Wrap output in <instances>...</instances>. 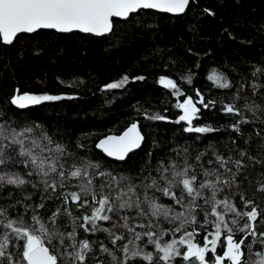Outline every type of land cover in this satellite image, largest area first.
<instances>
[{"label": "trees", "instance_id": "1", "mask_svg": "<svg viewBox=\"0 0 264 264\" xmlns=\"http://www.w3.org/2000/svg\"><path fill=\"white\" fill-rule=\"evenodd\" d=\"M213 73L222 76L221 82L230 86L218 87L209 79ZM125 76L128 81L122 87H106L119 83ZM161 78L172 80L183 95L178 96L174 89L161 85ZM253 84L261 87L256 90ZM15 90L17 96L72 98L42 101L21 109L11 103ZM197 92L211 104L208 108L197 104L201 111L193 125L215 131L188 133L184 130L185 122L176 123L181 115L177 104L188 97L197 101ZM224 105H235L240 115L226 113ZM249 106L257 108L255 113ZM260 109H264V0H189L183 15L140 10L127 20H114L112 32L103 37L39 30L18 35L11 45L0 43V124L5 128L32 127V135L37 138L46 133L52 139L50 147L60 144L65 148L61 163L66 170L81 161H90L98 163L100 171L128 175L140 183L150 172L156 174L159 161L175 160L182 166L187 159L199 171L201 164L217 167L207 163L214 160V151L239 159V152L246 150L257 159H264L259 148L264 144V111ZM157 115L164 119L148 118ZM241 119L248 123L240 124L239 133L233 131V125ZM134 122H138L144 137L139 150L123 161L110 160L96 150L95 144L102 137L118 135ZM201 153L205 155L197 160ZM245 163L248 179L241 175L238 184L226 191L235 194L234 203L239 202L242 194L264 209V193L257 191L264 181V166L247 158ZM10 167L37 187L33 188L32 183L23 189L6 186L0 191V204H15V209H10L15 215L50 196L43 201L45 207L37 210L47 223V217L61 206L62 198H57L61 190L45 192L40 176L25 175L28 169L23 164ZM69 208L75 216L87 211H77L72 204ZM31 216L29 208L24 217L28 223H32ZM198 219H203V212ZM62 222L64 230L71 231L69 218L62 217ZM139 222L146 221L141 218ZM257 224L264 231V224L259 220ZM163 227L172 225L165 222ZM196 230L199 237L206 235L199 228ZM208 230H212L211 226ZM80 235L96 242L91 264L98 261L110 264V257L98 250L100 241L112 249L106 234L91 235L80 230ZM260 239L258 236L257 240ZM251 240L250 237L246 243ZM22 243L15 240L9 243L7 252L13 254V261ZM260 249L259 243L253 246L254 252ZM112 250L121 256L119 251ZM3 264L12 262L5 259ZM176 264L183 261L178 258Z\"/></svg>", "mask_w": 264, "mask_h": 264}, {"label": "snow or ice", "instance_id": "2", "mask_svg": "<svg viewBox=\"0 0 264 264\" xmlns=\"http://www.w3.org/2000/svg\"><path fill=\"white\" fill-rule=\"evenodd\" d=\"M188 5L189 0H0V43L11 45L19 34L36 33L42 29L103 36L112 32L113 18L127 20L131 14L149 9L182 14ZM209 79L218 87L230 86L221 82L224 78L215 73ZM127 81L125 76L119 83L106 87L117 89ZM160 83L174 89V94L183 95L172 80L161 78ZM252 87L259 90L261 86L253 84ZM197 96L199 99L195 102L188 97L177 104L182 115L176 123L185 122L187 127L184 130L188 133L215 131L210 127L193 125V120L201 111L197 104L204 108L211 104L206 103L199 92ZM65 98L72 97L25 94L14 97L11 103L23 109L42 101ZM223 110L240 115L235 105H224ZM249 110L255 113L257 108L249 106ZM148 118L164 119L159 115ZM246 123L247 120L241 119L233 125V131L239 133L240 124ZM33 132L32 127L5 128L0 124V191L6 186L23 189L26 184L32 183L10 167L23 164L28 169L25 175L42 178L43 191L61 190L57 197L62 198L61 206L47 217L45 223L37 210L45 207L43 201L50 196L42 197L40 203L34 207L26 206L23 213L15 215L10 211L15 209V204H0V264L5 259L12 264H91L95 258L96 242L82 238L80 230L91 235H107L112 249L121 253L117 256L100 241L98 250L110 257V264H176L178 258L183 264H264V231H260L257 224L258 220L264 224V209L242 194L239 202L234 203L235 194L226 191L238 184L241 175L248 179L244 171L248 167L245 158L261 166H264V159H257L246 150L239 152V159L214 151V160L209 159L207 163L217 167L201 164L199 171L187 159L182 166L175 160L167 163L159 161L155 175L150 172L140 183H136L128 175L100 171V165L90 161H81L66 170L61 163L65 148L60 144L50 147L51 137L42 133L37 138L32 135ZM142 140L137 125L133 124L122 136H110L97 147L108 157L123 161L130 152L140 147ZM259 148L264 155V144ZM203 155H198L197 160ZM17 157L23 159L17 160ZM230 164L232 167H229ZM97 180L101 182L97 184ZM73 181L76 183L73 184ZM32 187L37 185L32 183ZM70 188L75 190H66ZM257 191L264 193V181L259 183ZM221 193L224 195L221 196ZM69 204L75 205L77 211H87L75 216ZM29 208L32 210V223L24 218ZM201 212L203 219H198ZM64 216L71 221V231L64 230ZM141 218L146 222H139ZM165 222L172 227H163ZM197 228L206 232L200 240H197L200 236ZM120 229L123 231L118 232ZM177 235L178 238H175ZM258 236L260 240H257ZM250 237L251 243H246ZM13 240L23 241L18 245L20 251L15 254V261L13 254L7 252ZM257 243L261 249L254 252L253 246ZM218 247L220 253L217 252ZM208 253L212 256L208 257ZM98 264L104 262L98 261Z\"/></svg>", "mask_w": 264, "mask_h": 264}, {"label": "water", "instance_id": "3", "mask_svg": "<svg viewBox=\"0 0 264 264\" xmlns=\"http://www.w3.org/2000/svg\"><path fill=\"white\" fill-rule=\"evenodd\" d=\"M187 9V8H186ZM150 11H154V12H156V13H161V14H166V15H169V16H180V15H183L184 13H182V14H172V13H163V12H159V11H157V10H151V9H149ZM186 11V10H185ZM114 20H124V19H119V18H113ZM42 30H47V31H54V32H56L55 30H51V29H42ZM39 31V30H38ZM56 33H59V32H56ZM72 33H75V32H72ZM76 33H80V32H76ZM32 34V33H31ZM61 34H69V33H61ZM81 34H85V33H81ZM109 34V33H108ZM108 34H106V35H108ZM19 35H21V34H19ZM27 35H29V34H27ZM87 35H91V36H94V37H103V36H106V35H103V36H96V35H94V34H87ZM17 96V90H15V97ZM133 124H136L137 125V128H138V131L140 132V134H141V136L143 137V134H142V132H141V130H140V128H139V125H138V122H134V123H132V124H130L126 129H124L120 134H118V135H113V134H110V135H107V136H105V137H102L100 140H98V142L95 144V148H96V150H98L103 156H105L106 158H108V159H110V160H113V161H117V160H115L114 158H111V157H108L104 152H103V150L102 149H100V148H98L97 147V145L102 141V140H104V139H106V138H108V137H110V136H116V137H119V136H122L123 134H124V132H126ZM143 140H144V137H143ZM143 140L141 141V144H140V147H141V145H142V143H143ZM140 147L139 148H136V149H134L132 152H130L129 154H131V153H133V152H135V151H137V150H139L140 149ZM128 154V155H129Z\"/></svg>", "mask_w": 264, "mask_h": 264}, {"label": "flooded vegetation", "instance_id": "4", "mask_svg": "<svg viewBox=\"0 0 264 264\" xmlns=\"http://www.w3.org/2000/svg\"><path fill=\"white\" fill-rule=\"evenodd\" d=\"M202 237H203V236H202ZM202 237H198L197 240H200ZM209 239H211V237H209ZM222 239H223V237H222ZM217 252H218V253L221 252V249H220L219 247H218V249H217ZM207 256H208V257H211L212 254H211V253H208ZM206 258H207V257H206Z\"/></svg>", "mask_w": 264, "mask_h": 264}, {"label": "rangeland", "instance_id": "5", "mask_svg": "<svg viewBox=\"0 0 264 264\" xmlns=\"http://www.w3.org/2000/svg\"><path fill=\"white\" fill-rule=\"evenodd\" d=\"M161 80V79H160ZM160 80H159V83H160ZM161 84V83H160ZM162 85V84H161ZM164 86V85H163ZM165 87V86H164ZM180 113H181V115H182V111H181V109H180Z\"/></svg>", "mask_w": 264, "mask_h": 264}]
</instances>
